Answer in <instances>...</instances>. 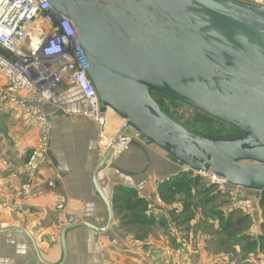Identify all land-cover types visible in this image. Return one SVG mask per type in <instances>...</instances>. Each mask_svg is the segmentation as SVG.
I'll return each mask as SVG.
<instances>
[{"label": "water", "instance_id": "95a60500", "mask_svg": "<svg viewBox=\"0 0 264 264\" xmlns=\"http://www.w3.org/2000/svg\"><path fill=\"white\" fill-rule=\"evenodd\" d=\"M67 20L87 61L86 76L102 118L111 111L127 129L182 167L221 181L229 190L264 192V5L241 0H45ZM52 91V90H50ZM48 91V92H50ZM159 95L236 130L231 139L196 134L169 116ZM117 136L91 172L95 194L107 212L103 227L81 221L76 229L107 233L111 202L97 182L109 167ZM31 242L37 260L39 256ZM9 231V230H8Z\"/></svg>", "mask_w": 264, "mask_h": 264}, {"label": "crops", "instance_id": "0c3cea01", "mask_svg": "<svg viewBox=\"0 0 264 264\" xmlns=\"http://www.w3.org/2000/svg\"><path fill=\"white\" fill-rule=\"evenodd\" d=\"M2 82L0 76V85ZM25 104L33 114L0 99V264H41L28 237L12 229L27 232L45 264H60V233L64 228L81 221L105 225L107 212L95 194L91 172L108 142L120 135L124 122L111 111L105 115L104 127L85 118L84 99L73 84L58 85L41 100ZM120 137H132V143L127 151L113 155L111 162L126 174L106 167L97 175L98 185L113 208L112 225L104 234L84 228L68 232L65 264H236L228 256L212 254L213 249L205 258L202 251L195 258V247H203L198 238L203 237L200 232L194 240L190 229L194 222L188 215L173 219L187 221L177 232L168 238L160 235L159 241L141 247L145 228L141 229V210L132 216L120 213V208L143 199L172 226L168 213L174 214L177 196L167 204L159 198L158 188L182 167L154 147L141 148V137L130 129ZM237 196L259 209L257 195L239 192ZM59 205L62 210L57 209ZM212 235L218 233L207 237ZM248 256L237 264H264L263 256L260 261L259 256Z\"/></svg>", "mask_w": 264, "mask_h": 264}, {"label": "built area", "instance_id": "2783aa9c", "mask_svg": "<svg viewBox=\"0 0 264 264\" xmlns=\"http://www.w3.org/2000/svg\"><path fill=\"white\" fill-rule=\"evenodd\" d=\"M87 70L70 23L54 14L45 0H0L1 101L6 99L24 113L33 114L26 101L41 100L58 85L73 84L84 99V117L104 127L105 118L99 114ZM132 139L120 137L114 155L127 151ZM69 222H73L72 217Z\"/></svg>", "mask_w": 264, "mask_h": 264}, {"label": "rangeland", "instance_id": "374dc122", "mask_svg": "<svg viewBox=\"0 0 264 264\" xmlns=\"http://www.w3.org/2000/svg\"><path fill=\"white\" fill-rule=\"evenodd\" d=\"M249 2L256 5L264 4V0H241ZM3 81V80H2ZM0 85V89L4 88V82ZM25 98V97H24ZM157 103L163 108V110L175 119L177 122L182 124L184 127L190 131L199 134L204 137H209L212 139H231L235 138L238 135L237 131L230 128L229 126L222 124L221 122L212 119L202 113L193 111L192 109L187 108L185 105L176 102L174 100L165 98L163 96L155 95L154 96ZM36 119V117H35ZM141 142L142 139H141ZM143 165V170L144 164ZM145 171H148L146 168ZM191 175L188 178H194L193 176H199L196 173L191 172ZM200 180L198 181L197 186H190L189 190L183 194V196H177V201L173 203L174 209L173 213H168L169 220H172V226L168 225L163 217L157 216V208L152 206V204L146 206V215L145 219L148 222H152V225H148L144 228V231L141 233V247L144 246V243L151 244L155 241H159L160 238H168L171 233L177 232L182 225L187 221L176 222L173 219H179L181 213L186 209L185 204L188 203V212L186 215L192 216L193 225L191 230L193 231L194 240L198 237L200 233L203 238H198L199 244H203V247H195V258L203 252L205 258L206 254L209 253L210 249L212 254H218L221 256H228L229 259H234L236 264L240 261L245 262L249 257L248 254H252L254 258L259 256V261L261 256L264 257V254L258 250V247H255L253 250L245 248V242L240 240L241 236L246 234L249 237L250 241H257V237L262 233L260 230L261 223V211L260 209H254L250 202L240 201L237 194L238 190L227 191L223 186V183L219 180L212 181L210 178L199 176ZM170 180L165 181L168 183ZM147 185H150V182H146ZM214 187H213V186ZM212 187L210 194L206 193L208 187ZM217 192H219L217 194ZM236 192H238L236 194ZM26 193V192H24ZM211 194H217V197L213 201H208ZM259 198V195H257ZM159 199V198H158ZM160 202V200L158 201ZM164 204L163 202H160ZM167 205V204H166ZM170 206V205H168ZM259 208V207H258ZM57 209H63L57 207ZM145 209V210H146ZM240 210L243 215H247L250 220L249 228H247L244 234L235 235L233 237H228L221 233V221L218 214L223 216L227 215L229 211ZM163 214V213H161ZM183 215V214H182ZM218 233V235H212L211 238L207 237V234ZM162 237H161V236ZM205 236V237H204ZM166 240V239H165ZM138 242L137 240H133Z\"/></svg>", "mask_w": 264, "mask_h": 264}, {"label": "trees", "instance_id": "16d2710c", "mask_svg": "<svg viewBox=\"0 0 264 264\" xmlns=\"http://www.w3.org/2000/svg\"><path fill=\"white\" fill-rule=\"evenodd\" d=\"M238 133V132H237ZM191 173V172H190ZM190 173H179L177 174L169 183L162 184L158 188V196L161 199V201L170 204L175 200L176 196H183L185 192L189 190V187L194 185H198V181L200 180L199 176H193L194 178H188ZM192 176V175H191ZM213 186V185H212ZM225 187V185H223ZM214 187V186H213ZM212 187H208L206 189V193L210 194V189ZM228 189L227 187H225ZM227 191H230L229 189ZM219 192H217L218 194ZM217 194H211L208 201H213L215 197H217ZM147 203L141 199V201H135V202H128L124 208H120L121 212H128L132 213V216L135 215L136 212L141 210V229L142 227H147L148 225H152V222H148L145 219V215L143 214L146 209ZM186 209L181 213L180 217L185 216L188 212V206L189 204H185ZM258 207L261 211V223H260V230L262 233L257 237V241H250L249 237L244 234L245 230L249 228L250 220L247 215H243L240 210H232L229 211V213L225 216L222 214H218L219 219L221 221V232L224 233V235L228 237H233L235 235H241L242 241L245 242V248L249 250L255 249V247H258V250L264 254V192L259 194V200H258ZM183 214V215H182ZM176 220V219H175Z\"/></svg>", "mask_w": 264, "mask_h": 264}]
</instances>
